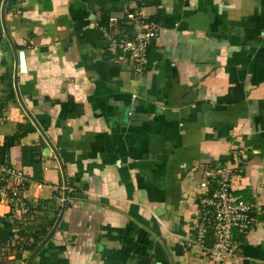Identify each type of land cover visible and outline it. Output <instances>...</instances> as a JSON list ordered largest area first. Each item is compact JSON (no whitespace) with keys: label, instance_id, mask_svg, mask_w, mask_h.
<instances>
[{"label":"crops","instance_id":"crops-1","mask_svg":"<svg viewBox=\"0 0 264 264\" xmlns=\"http://www.w3.org/2000/svg\"><path fill=\"white\" fill-rule=\"evenodd\" d=\"M2 1L0 160L34 182L0 238L35 242L0 264H264V0H8L17 74ZM134 10L160 27L140 77L109 48ZM217 163L254 203L224 259L189 243Z\"/></svg>","mask_w":264,"mask_h":264},{"label":"built area","instance_id":"built-area-1","mask_svg":"<svg viewBox=\"0 0 264 264\" xmlns=\"http://www.w3.org/2000/svg\"><path fill=\"white\" fill-rule=\"evenodd\" d=\"M120 19L119 16L113 15L109 17V22L117 24ZM125 21L131 26V32L124 31L120 36L111 34L109 48L115 53H129L133 59V73L140 77L147 68L150 47L153 39L159 36L160 27L156 21L136 10L128 11ZM118 56L120 58V55ZM206 173L208 183L214 184L215 188L212 194L202 200L203 208L199 211L203 212L204 216H201L202 221L195 227L196 237L189 243L190 246L199 245L213 259L231 258L239 254L234 237L235 229H249L254 223L251 214L254 203L234 193V169L229 163H217ZM33 182L23 169L0 160V205H10L11 209L17 207ZM37 186L42 188L44 183L38 182ZM21 209L27 213L30 207L23 205ZM34 242L33 236H26L17 231L8 237L6 244L0 238V259L11 247L30 246Z\"/></svg>","mask_w":264,"mask_h":264},{"label":"water","instance_id":"water-1","mask_svg":"<svg viewBox=\"0 0 264 264\" xmlns=\"http://www.w3.org/2000/svg\"><path fill=\"white\" fill-rule=\"evenodd\" d=\"M7 3H8V0H3L2 1L1 13H2V20H3V25H4V28H5L6 36L9 39V41H10V43L12 45V48L14 50L15 56H16V71H15V73L17 74L19 72V67L22 69V71H27V63H26L25 52L23 50H21L20 52L18 51V49H17V47H16V45H15L13 39H12V36H11L9 30L7 29L6 22H5V10H6ZM15 84H16L17 92H18V95H19V97L21 99V102L25 106V104L23 102V99L21 97V93H20L19 86H18V78L16 77V75H15ZM38 127L42 130L43 133H45L40 125H38ZM44 242L45 241H43L37 247V249L35 251H37L41 247V245H43Z\"/></svg>","mask_w":264,"mask_h":264},{"label":"rangeland","instance_id":"rangeland-1","mask_svg":"<svg viewBox=\"0 0 264 264\" xmlns=\"http://www.w3.org/2000/svg\"><path fill=\"white\" fill-rule=\"evenodd\" d=\"M28 230H29V229H28ZM22 231H23V230H22ZM31 232H32V231H31ZM23 234H24V235H26V234H28V233H26V232H23Z\"/></svg>","mask_w":264,"mask_h":264}]
</instances>
